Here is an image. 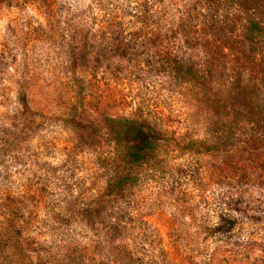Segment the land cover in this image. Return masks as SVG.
I'll list each match as a JSON object with an SVG mask.
<instances>
[{"label": "rangeland", "instance_id": "1", "mask_svg": "<svg viewBox=\"0 0 264 264\" xmlns=\"http://www.w3.org/2000/svg\"><path fill=\"white\" fill-rule=\"evenodd\" d=\"M68 1L88 3L57 5ZM114 3L127 9L126 0ZM176 4L177 16L200 14L187 51L171 42L172 34L128 26L113 34L81 32L70 47L57 32L51 45L34 9L0 6V150H10L0 156V234L13 217L21 264H264V54L232 58L243 41L244 16L227 13L222 0ZM228 21L234 33L226 31ZM164 36L170 45L157 41ZM27 45L26 58L21 47ZM117 46L139 56L119 65ZM3 48L16 49L14 61ZM67 51L87 89L84 105L70 90V66H62ZM163 52L186 53L204 78H173L169 68L177 65L160 60ZM11 76L36 80L28 107L9 87ZM242 114L243 128L222 145V119ZM107 117L144 118L161 140L138 185L103 203L101 219H86L84 210L105 191L119 156ZM204 140L212 152L196 144L188 149ZM230 217L236 226L228 241L212 230ZM113 220H124L126 230L98 244L95 231Z\"/></svg>", "mask_w": 264, "mask_h": 264}, {"label": "trees", "instance_id": "2", "mask_svg": "<svg viewBox=\"0 0 264 264\" xmlns=\"http://www.w3.org/2000/svg\"><path fill=\"white\" fill-rule=\"evenodd\" d=\"M58 0H0V6H4L6 10L22 11L24 8H32L40 16L39 26L44 32H46V40L50 41V44L55 43V37H52L54 33L63 32L65 36H61L59 39L65 45L70 47V43H77L80 39L77 38L79 33L87 32L98 29L99 32H105L113 34L115 29L124 31V27H140L142 30H152L154 32L165 33L166 35L172 34L170 37L171 42L177 45L179 50H186L188 45L187 40L190 39V34L196 27L195 21L199 22V15L193 17L191 11H186L181 16L176 13L175 6L176 0H126L127 9L124 10L121 7L116 6L114 0H88L87 4H74L68 1L65 4L57 5ZM222 5L227 13L233 10L239 12L244 16L243 25L240 31L243 33L240 37L243 40L241 42L240 50L233 48L232 58L240 55H246L249 53V57H257V52L264 54V0H222ZM202 15L201 17H203ZM212 28L216 29L218 20L213 21ZM195 23V24H194ZM226 31H231L234 28L231 27L229 21L225 24ZM188 28V31H187ZM36 30L32 31L35 32ZM51 35V36H50ZM15 43L17 44L20 39L17 37L15 31H12ZM29 36V37H28ZM28 42L32 43L33 33H28ZM76 36V37H75ZM165 37V38H164ZM162 39H158L161 44L170 45V40L164 36ZM77 38V39H76ZM89 36L81 41L89 42ZM52 39V40H51ZM176 41H173V40ZM113 41V38H105L103 41ZM118 37L114 38V42H118ZM93 41V40H92ZM124 42V41H123ZM172 44V43H171ZM19 48V43L16 45ZM119 50H122L121 53ZM3 54L12 56L14 61V52L16 49H1ZM21 51L25 53V56L29 55L31 47L22 46ZM126 49L117 48L114 50L118 59L119 65L127 64L130 65L132 62V56L136 54H129ZM9 52V53H6ZM118 53H120L118 55ZM90 55V54H89ZM163 55V56H162ZM160 55L163 62L169 64H176V67H170L169 72L173 78L183 77L186 74L189 77H193L199 81L204 77L199 78L201 75L200 71H195L194 62L192 58H185L186 53L175 52L165 53ZM139 55H136L137 57ZM64 61L62 66H70V78L71 86L70 90L74 94V101L80 105H84L86 100L84 94L86 87L82 84V78L77 76L74 68L77 66L74 63L75 56L65 52ZM99 62V61H98ZM132 67V66H131ZM184 67L187 71H183ZM235 71V70H234ZM243 81L242 79H239ZM8 83L9 87L16 90L18 103L24 107L29 106L30 93L36 87V80L25 77L16 78L11 76ZM243 115V114H242ZM246 116H242L240 119H231L229 115H225L222 119V145H229L235 138L234 130L242 129L240 120L246 119ZM246 123V122H244ZM106 127L114 134L115 147L120 149L119 156L114 160L116 166L112 172L110 178L107 181V187L103 194L97 199L96 203L88 206L83 213L86 219L97 217L101 219L103 217L102 209L109 200H118L123 197L128 191L135 188L140 181V170L146 164L149 155L155 153L159 147V141L161 140L158 136L151 131L149 127V121L144 118H110L105 119ZM247 124H244L246 128ZM258 127V126H257ZM213 136V134H211ZM216 137V136H213ZM4 141V147L9 148L7 141ZM193 144L199 148L204 149L206 153L213 151V145L209 144L207 140L197 141L190 144L188 149H191ZM226 147V146H225ZM2 148V147H1ZM122 149V150H121ZM10 150H0L2 154L9 152ZM223 153H229L228 150H222ZM8 218L7 234H0V264H21V259L16 258L15 246L12 245L13 234L18 232L15 220L13 217ZM231 218V217H230ZM1 219V215H0ZM234 219H227L226 223L217 225L213 228L212 232L218 236H223L230 240L228 236L232 235L235 231L236 223ZM103 221V220H100ZM105 227L100 230L97 229V243H110L112 240H118L116 234L120 231L126 230L124 220H113L107 223L103 222ZM228 243V242H227ZM19 246V245H18ZM35 255L36 250L32 251ZM20 259V260H19Z\"/></svg>", "mask_w": 264, "mask_h": 264}]
</instances>
